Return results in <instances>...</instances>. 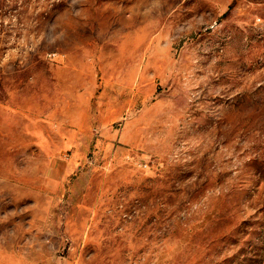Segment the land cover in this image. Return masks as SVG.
<instances>
[{
	"label": "rangeland",
	"instance_id": "374dc122",
	"mask_svg": "<svg viewBox=\"0 0 264 264\" xmlns=\"http://www.w3.org/2000/svg\"><path fill=\"white\" fill-rule=\"evenodd\" d=\"M0 264H264V0H0Z\"/></svg>",
	"mask_w": 264,
	"mask_h": 264
}]
</instances>
